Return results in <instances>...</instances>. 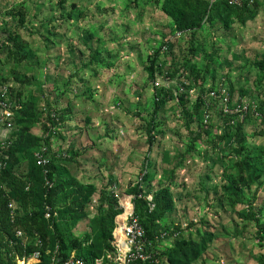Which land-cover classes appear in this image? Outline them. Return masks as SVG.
I'll list each match as a JSON object with an SVG mask.
<instances>
[{
  "label": "rangeland",
  "instance_id": "1",
  "mask_svg": "<svg viewBox=\"0 0 264 264\" xmlns=\"http://www.w3.org/2000/svg\"><path fill=\"white\" fill-rule=\"evenodd\" d=\"M162 1L0 0V19L26 44L23 54H16L21 62L7 49L0 60L4 78L12 81L15 74L28 80L14 82L25 99L32 95L35 102L37 115L26 140L45 138L48 111L61 117L59 133L49 140L53 151L69 154L55 161L57 177L65 184L55 201L70 209L59 223L61 235L70 244L77 241L90 260L103 256L99 216L112 205L121 211L123 194L131 192L147 166L158 164L155 170L148 167L151 182L164 180L161 168L177 182L171 198L178 211L166 214V221H175V214L179 218L177 227L169 229L179 234L161 240L160 250L180 264H264V227L258 231L255 221L264 224V174L255 173L251 181L253 170L241 164L250 156L254 166L264 165V132L257 133L263 123L251 117L255 125L246 122L244 134L235 133L228 144L216 138L224 120L214 109L212 131L201 132L194 142L200 123L195 115L186 121L184 114L192 113V104L184 106L175 98L154 117L163 134L156 132L158 146L149 149L146 124L155 103L147 67L165 36L177 30L162 11ZM17 15L22 23L17 24ZM177 39L173 54L156 55L160 67L170 72L172 66L184 68L196 83L222 81L234 99L264 100V70L257 65L264 60V0H249L241 11L225 9ZM0 46H5L1 29ZM228 178L240 188L237 195L221 186L231 185ZM242 178L251 181L249 193ZM212 180L221 183L216 196L209 192ZM252 204L262 210L255 219Z\"/></svg>",
  "mask_w": 264,
  "mask_h": 264
},
{
  "label": "trees",
  "instance_id": "2",
  "mask_svg": "<svg viewBox=\"0 0 264 264\" xmlns=\"http://www.w3.org/2000/svg\"><path fill=\"white\" fill-rule=\"evenodd\" d=\"M247 3H249V0H245L241 5L239 6H233L229 5L225 0H216L213 4L209 5L207 0H163L161 4L162 11L169 16L174 24L176 31H187L188 30H194L196 28H199L202 25V22L204 20H209L214 17V15H217L219 12L224 11L225 9H233L234 7H238V9L244 10L247 7ZM13 14V13H12ZM10 13V16H13ZM20 14V13H18ZM18 16V15H17ZM18 22L22 23L23 18L18 16ZM8 27H11L9 22L3 17L2 23L0 25V29L2 30V33L5 38V46H0V60L1 55H3L5 49H7L8 54L13 55L14 57H17L15 59L20 61V56H16V54H23L22 51L24 50L25 45L22 40L19 39V36L17 33H13ZM176 31H173V35ZM166 37V36H165ZM177 39V38H176ZM175 40V39H174ZM174 40L169 41L166 43L167 47L165 50L162 49V46L165 44V39L160 44L159 48L156 51L155 55H153V58L150 60V64L147 67L148 74L151 75V79L154 80L156 77H163V76H170V77H178L181 74L185 75V78L188 80V83H192L191 79L195 81V78H193L184 68L175 69L174 66H172V71H168L165 68L160 67L161 64L158 63V57H156L157 54L165 53V54H173L171 49L174 46ZM178 40V39H177ZM177 42V41H176ZM28 47V46H27ZM30 50V47H28ZM155 51V52H156ZM33 56V53H32ZM158 56V55H157ZM156 57V58H155ZM25 58V57H24ZM26 59V58H25ZM257 65L261 70H264V60L258 61ZM11 74V73H10ZM13 80L17 82V84L25 83L28 80H25L23 76H17L15 74H11ZM31 80L33 79L32 76H30ZM1 80H9V77L4 78L2 75H0ZM201 82H195V85L200 88V90H204V88L208 85L204 82V80H200ZM152 82V81H151ZM215 82L211 81L209 85L214 84ZM48 87V86H47ZM17 88V87H16ZM41 88V87H40ZM39 88V89H40ZM45 88V87H44ZM42 87V90L45 91V93L49 94L50 89L46 91ZM152 89L154 90V103L155 106L153 108V112L151 115V120L147 121L148 123L146 132L148 134L147 142L149 144V149L154 148L158 146V140L156 132H161V135L163 134V130H157V127L155 128V119L154 117L158 113V111H161L162 108H164L165 104L170 101L174 100L175 98H178L179 101H182L183 105L188 104L189 102H193L191 109L194 111L184 110V114L186 116V121H191V118L194 119V115L198 121L201 118V103L199 100H192V99H186L183 95H178L174 91V86L171 85V87L168 88V90L162 88H156L152 84ZM176 90V89H175ZM231 91V88H230ZM43 92V91H42ZM46 94V95H48ZM17 98L21 100V109L17 112L16 115V123L19 126L18 132H24L23 135H19V137H16L10 144V147L7 150L8 160L6 166L0 170V264H15L12 260V251H15L17 254H22V250L20 245L16 244L12 247L9 246V240H14V228L19 227L23 229L25 232H30L31 230H36L44 239L45 245L48 247H52L55 241H58L60 244V250L63 254L69 253L71 250L75 249L76 254L78 256L83 257L88 264H91L93 260H90L89 255L86 252H83V249L80 244L77 243V241L73 240V243L70 244L69 241L66 240V237L61 235L60 232V225L59 223L64 220V218L70 213V209L68 206H60L56 204L55 196L57 195V192L60 190H63L65 188V184L59 180L56 173V160L61 157H69V154L66 156H62L61 154H65L62 151H53L51 146H49V140L50 138L56 137L58 132V128H56L57 124L60 123V114L58 112H53L56 114V119H53L51 117V114L49 116V111L46 113L48 116V119L50 121L49 126L45 130H47V136L45 138H40L39 136H33L35 139H32L29 137L26 140V131H31V127L33 125V117L35 119L36 111L33 107L35 102L33 100V96L31 95V98L25 99L22 95V92L19 91L17 88ZM50 103V102H49ZM38 104V102H37ZM51 104V103H50ZM49 104V106H50ZM184 105V106H187ZM34 108V109H33ZM50 107H48L49 109ZM264 108V100L259 101L257 104L258 111L262 112ZM187 109V108H186ZM218 112V111H217ZM219 116L224 120V127L223 131H221L222 135L216 136L217 140H224L226 143H229L230 137H234L235 133H238L240 135H243L244 130L243 127L244 124L249 122L248 124L255 125V122L252 121V118L250 115H247L245 120L243 122L235 121L234 123H228L229 119H233L232 116H223L218 112ZM262 115V114H261ZM258 119V118H257ZM263 125L261 128L258 129L257 133H260V135L264 132V116L260 120ZM251 125V126H252ZM51 126L54 127V133H52ZM160 126V125H159ZM158 126V127H159ZM212 124H209L207 129H200V131L196 132L194 137V142L198 138H201V132H203L205 135L210 134L212 131ZM157 130V131H156ZM211 130V131H210ZM17 141V142H16ZM218 143V142H217ZM214 141L213 147L217 150L221 148L220 145H218ZM46 144L48 145V152L50 161L47 165V174H44V168L41 166H38L33 158V152L41 147V145ZM243 145V144H242ZM151 147V148H150ZM244 148L243 146L239 147L236 151L240 153L239 151H242ZM58 154V155H57ZM256 157V156H255ZM153 161V160H152ZM154 162V161H153ZM150 164V163H148ZM147 164V165H148ZM155 164V163H153ZM242 169H252L254 175L250 174L249 179L253 181L255 178H257V175L255 173H261L264 174V165L260 163H255L254 166L252 162V158L250 156H244L241 160ZM224 164H222L223 166ZM149 166H147V170L145 174H142L140 180L134 185V187L131 189V192L129 194L134 195V209L135 213L139 217V220L141 224L143 225L144 229L146 230L147 235L149 238L153 241L155 247L157 248L158 245L156 244V236L158 235L160 230H166L170 233V236L172 233H175V231L171 232L169 228L161 226L160 219L164 215L166 211H169L174 206V200L171 198L173 196L172 186H175L176 179L172 178H166L165 176V170L164 168H161V172L163 173L164 180L160 179L158 181H153V174H151V171H148ZM152 167V168H151ZM158 168V164L154 166H150L152 170H155V168ZM153 172V171H152ZM255 176V177H254ZM207 178V176H205ZM169 179V180H168ZM231 181L229 185L228 182L226 183H219L224 188L228 186L230 189V194L237 195L238 191L240 190L239 187L233 186L234 180L231 178H228L227 181ZM243 186H246L248 193L249 190L251 191V181L248 182V180H244V178L241 179ZM46 181H49V187L46 185ZM213 185L210 187L212 190H209V192H212L214 196L217 195V187L216 182L214 180ZM203 182H208L209 180H203ZM220 186V187H221ZM7 187L9 189H7ZM253 193H256V190H252ZM244 195V193H242ZM257 194V193H256ZM147 195L152 196V203H154V207L152 210H148V200L146 199ZM247 198V196H245ZM14 200L16 201L22 208V214H20L17 217L16 222L11 223L9 218V209H8V201ZM44 204H49L54 210L57 211V216L52 217L49 220H46L43 217V206ZM30 206V207H29ZM36 206V207H35ZM253 208L251 209V216L256 214H261V208L260 206H254L251 205ZM250 206V207H251ZM29 207V209H28ZM120 212L117 208H115L113 205L109 206L107 211L99 216L97 222H98V231L100 234V238L105 246V249H109V239L111 238V230L113 227V220L114 217ZM254 219L256 218L255 215L253 216ZM257 221V227L258 231H260V228L264 227V224H261L257 218L255 219ZM179 234V231H177ZM177 234V235H178ZM169 237V236H168ZM172 237V236H171ZM192 245V243H191ZM78 246V247H77ZM32 246H27L25 251L31 252ZM161 256H164L168 260V264H180V259H176L171 257V254H167L165 250H160ZM47 262V256L42 255L41 261L36 264H46Z\"/></svg>",
  "mask_w": 264,
  "mask_h": 264
},
{
  "label": "built area",
  "instance_id": "3",
  "mask_svg": "<svg viewBox=\"0 0 264 264\" xmlns=\"http://www.w3.org/2000/svg\"><path fill=\"white\" fill-rule=\"evenodd\" d=\"M209 5L216 0H207ZM245 0H226L229 5L239 6ZM2 19H0V25ZM187 31H176L173 35H167L165 44L162 49L165 50L169 41L183 36ZM9 80L0 81V170L3 169L8 160L7 150L10 147L13 135L18 132L16 124L17 112L21 109V100L17 98V84L13 78ZM192 83H188L184 74L178 77H156L152 84L154 87L164 88L168 90L169 87L174 86V91L178 95H183L186 99L199 100L201 103V118L199 120L200 128L207 129L210 123L212 110L216 109L223 116H232L228 123L235 121L243 122L247 115L261 120L264 116V108L262 112L258 111L257 104L249 102L243 98L234 99L229 92L226 84L215 82L212 85H207L204 90H200L195 81L191 79ZM201 82L199 81V84ZM17 87V88H16ZM19 89V88H18ZM176 89V90H175ZM262 114V115H261ZM51 117L56 119V114L51 113ZM52 133L54 127L51 126ZM47 135H45L46 137ZM33 158L38 166L44 168V174H47V165L50 157L48 152V145L43 144L40 148L33 152ZM58 155V154H57ZM66 156L67 154H61ZM49 181L46 185L49 187ZM51 185V184H50ZM148 210H152L154 203H152V196L147 195ZM134 195L123 194L121 197L120 208L121 211L114 217L113 227L111 230V238L109 239L110 248L105 250L101 257L94 258L91 264H168L166 257L161 256L160 248H156L153 241L149 238L141 224L139 217L134 209ZM128 202L129 206L127 205ZM10 222L14 223L17 217L22 214L21 206L14 200L8 201ZM57 216V211L49 204L43 206V217L46 220ZM177 232L172 233V237L176 236ZM170 236L166 230H160L156 236V244L158 245L165 237ZM9 246L16 244L20 245L22 254H17L12 251V260L15 264H36L41 261V256H47L46 264H88L86 260L76 254L75 249L67 254H63L60 250V244L55 241L50 248L45 245L44 239L36 231L31 230L25 232L19 227L14 228V240H9ZM27 246H32L31 252H26Z\"/></svg>",
  "mask_w": 264,
  "mask_h": 264
},
{
  "label": "crops",
  "instance_id": "4",
  "mask_svg": "<svg viewBox=\"0 0 264 264\" xmlns=\"http://www.w3.org/2000/svg\"><path fill=\"white\" fill-rule=\"evenodd\" d=\"M189 104H193V102H189ZM16 134V133H15ZM15 137V135H13ZM13 139V137H12ZM154 154V153H153ZM157 154V153H156ZM155 159V158H154ZM206 180V179H205ZM203 183H206V182H203ZM129 194V193H127ZM176 206H173L172 209H170L169 211H166L164 213V215L162 216V218L160 219V223H161V226L163 227H166V228H169V229H174L177 227V224L179 223L177 220L179 219L176 214H175V217L177 218L175 221L173 220H167V215L166 214H173L174 212L176 213L178 211V209L175 208ZM178 234V233H177ZM171 238V236H169Z\"/></svg>",
  "mask_w": 264,
  "mask_h": 264
},
{
  "label": "bare ground",
  "instance_id": "5",
  "mask_svg": "<svg viewBox=\"0 0 264 264\" xmlns=\"http://www.w3.org/2000/svg\"><path fill=\"white\" fill-rule=\"evenodd\" d=\"M127 205L129 206L128 202L126 201Z\"/></svg>",
  "mask_w": 264,
  "mask_h": 264
}]
</instances>
